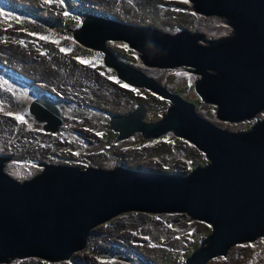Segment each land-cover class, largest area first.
<instances>
[{
    "label": "rangeland",
    "instance_id": "374dc122",
    "mask_svg": "<svg viewBox=\"0 0 264 264\" xmlns=\"http://www.w3.org/2000/svg\"><path fill=\"white\" fill-rule=\"evenodd\" d=\"M194 5L193 0H64L62 5L48 4L45 0H0V103L4 108L0 111V149L11 157L5 171L20 182L42 172L35 158L44 143L43 136L30 139L27 133L18 135L23 125L13 126L14 118L5 115L9 111L20 113L24 103L36 96L59 102L75 119L68 120L59 139L45 143L46 152L41 155L46 156V162H60L82 170L131 168L181 176L207 167L208 157L185 137L164 135L146 139L134 133L118 140V131L110 128L111 117H125L143 107L146 110L143 122H155L168 113L171 101L119 78L106 65L105 54L77 42L73 31L81 27L88 15H94L150 26L170 35L181 32L202 35L196 43L204 46H210L207 41L230 34L225 18L196 12ZM65 11L70 15H64ZM41 36L50 38L45 40ZM21 40L23 44L19 43ZM125 44L127 48L121 47ZM106 45L120 61L156 80L167 93L193 104L198 115L214 126L231 132L245 129L246 121L220 119L218 106L198 94L195 85L203 76L188 72L197 68L148 66L139 51L127 42L108 40ZM62 48L70 51H61ZM77 58L91 63H81ZM9 87L12 91H8ZM31 132L32 136L37 134L34 129ZM211 233L210 223L186 212L128 211L97 226L87 247L78 254L84 262L93 264H128L125 257L141 264H184L186 257L201 247ZM10 264L76 263L31 257ZM208 264H264V234L234 244L227 255Z\"/></svg>",
    "mask_w": 264,
    "mask_h": 264
},
{
    "label": "water",
    "instance_id": "95a60500",
    "mask_svg": "<svg viewBox=\"0 0 264 264\" xmlns=\"http://www.w3.org/2000/svg\"><path fill=\"white\" fill-rule=\"evenodd\" d=\"M202 5L206 13L195 11L206 15L234 12L255 25L264 51V0H204ZM73 31L77 42L105 54L106 65L119 78L172 103L168 113L155 122H143V107L125 117H111L110 128L118 131V140L134 133L157 138L172 131L197 145L210 162L188 177L131 168L82 170L43 164L40 174L20 182L5 171L6 156L0 154V264L31 257L52 262L74 260L87 247L97 226L128 211L186 212L210 223L211 235L185 264H208L227 255L234 244L263 235L264 139L249 141L214 126L198 115L193 104L170 95L156 80L120 61L106 42H127L148 66L195 67L197 71L188 72L201 74L204 81L209 80V73L203 71L224 72L239 85V91L236 87L232 90L236 100L224 108L225 117L244 118L264 107V71H255L250 64L248 69L235 64L231 51H223L222 40L199 45L187 32L170 35L150 26L94 15H88ZM198 36L197 40L204 37ZM200 82L195 89L201 96ZM31 112L47 122L46 130L53 133L62 124V111L54 102L44 100L40 107L34 104Z\"/></svg>",
    "mask_w": 264,
    "mask_h": 264
},
{
    "label": "flooded vegetation",
    "instance_id": "af4514ba",
    "mask_svg": "<svg viewBox=\"0 0 264 264\" xmlns=\"http://www.w3.org/2000/svg\"><path fill=\"white\" fill-rule=\"evenodd\" d=\"M216 15L225 18L228 23V26L230 27V34L220 39L222 40V43L220 45L224 46L223 51H227V52L231 51L232 53L231 58L233 59V62H235V64H239L241 68L248 69L249 68L248 64H250L253 70L264 71V51L260 46L261 44L259 45L258 43L259 37L256 33V26L251 23L245 22L239 15H237L234 12L224 11V12H218L216 13ZM187 36L190 40L194 42H196L197 38L200 37L198 35L195 36L189 33L187 34ZM251 41H254V43H252ZM199 45L201 44L199 43ZM203 72L206 74L209 73L208 74L209 80L207 81L202 80L203 84L200 83L199 93L201 94L202 99L218 106V116L220 118L232 122H243V121L247 122V125L244 126L245 129H241L236 132H231V131L229 132L239 135L242 138L249 141H260L264 139V107H260L257 111L253 113V115L244 118H237L236 115L225 117L224 108L227 104L236 100V97L234 96L235 93L232 92V90L234 87H236L235 90L239 91V85L235 84L231 80V78L227 76L224 72L222 73L207 72V71H203ZM206 84L210 85V87L209 86L205 87ZM44 100L58 104L59 110L62 111L61 113L62 124L59 126L58 131L55 133L46 130L45 127H48L47 126L48 123L42 120H38L36 116L31 112V107L34 104L40 107V103ZM21 108L23 110H21L20 113H23L25 115V118L28 121V123L23 124L17 121L16 119L13 120V126L16 125L20 126L21 124L23 125L18 130V135L19 134L23 135L27 133L30 139L35 138L37 135L43 136L44 143L39 149L38 158H35L36 161L40 162L39 164H41L39 165L40 172L44 170V166L42 167L43 164L50 163L53 165H63V163L60 162L59 163L46 162V156L41 154H45L46 152V149L43 147L45 143L48 140H51L53 142L54 140L59 139L60 136L58 135L63 134V131L66 129L65 126L67 125L68 120L74 119L73 115L70 113V110L68 112L59 102L50 100L48 98H43L40 96H36L28 99V101L24 103V106H22ZM29 124L31 125V127L28 126ZM27 127H29V130H27ZM32 129H34V132L37 133L34 136L31 135ZM137 134H141V133H137ZM0 153L3 154L2 152ZM10 159H11L10 156L9 157L6 156V161L4 162V169L9 164L8 161H10ZM78 253L76 254L74 260H71L72 262L74 261V263L76 264H93L88 261L84 262L82 257ZM124 261H126V263L128 264H141L140 262L135 261L132 257H125ZM94 264H96V262H94Z\"/></svg>",
    "mask_w": 264,
    "mask_h": 264
},
{
    "label": "snow or ice",
    "instance_id": "6c2138e0",
    "mask_svg": "<svg viewBox=\"0 0 264 264\" xmlns=\"http://www.w3.org/2000/svg\"><path fill=\"white\" fill-rule=\"evenodd\" d=\"M184 2H188V0H184ZM45 3H48V4H51V3H58V4H64V0H45ZM64 15H66V16H68V15H70L67 11H65L64 12ZM195 15V14H194ZM74 18H76V19H79L78 17H74ZM19 22H22V21H19ZM9 26H11V25H9ZM225 27H227V25H225ZM32 35H36L35 33H32ZM41 39H45V40H47V39H49L50 37H48V36H41L40 37ZM53 42L54 43H59V41L58 40H53ZM19 43H21V44H23L24 43V41L23 40H21V41H19ZM121 47H124V48H127L128 47V45H121ZM61 51H70V49H64V48H62L61 49ZM46 54V53H45ZM77 59H80V62L81 63H91V61H85V60H83V59H81V58H77ZM93 67H95V65L93 64L92 65ZM181 75H189V74H187V73H181ZM110 79H112V77H109ZM119 82V81H118ZM4 83L5 84H7V82L6 81H4ZM124 87H129V85H127V84H124L123 85ZM8 91H12V88L11 87H9L8 88ZM4 110V108H3V104L2 103H0V111H3ZM213 111H215L214 109H213ZM5 115H8V116H11V117H14V119H16L17 121H19L20 123H23V124H27L28 123V121L26 120V118H25V115L23 114V113H14V112H5ZM29 127H31V125L29 124L28 125ZM14 163H16V162H14ZM189 163H191V162H189ZM157 219H160L159 217H157ZM169 227H171V225H169ZM209 227H210V225H209ZM153 247H155V246H157V245H152ZM254 246V245H253Z\"/></svg>",
    "mask_w": 264,
    "mask_h": 264
},
{
    "label": "trees",
    "instance_id": "16d2710c",
    "mask_svg": "<svg viewBox=\"0 0 264 264\" xmlns=\"http://www.w3.org/2000/svg\"><path fill=\"white\" fill-rule=\"evenodd\" d=\"M204 0H195V5H196V7H197V9L198 10H200V11H202L203 13H205L204 12V6L202 5V2H203ZM204 80V79H203ZM201 84H203V81L201 80V82H200ZM210 84V83H209ZM207 86H209L210 87V85H205V87H207ZM193 174V173H192ZM189 176H191L190 174H189ZM199 176V175H198ZM184 177H188V175H186V176H184ZM196 251V250H195ZM186 258H188V256L186 257ZM186 261V260H185ZM185 261H184V264H185Z\"/></svg>",
    "mask_w": 264,
    "mask_h": 264
},
{
    "label": "clouds",
    "instance_id": "9594fccd",
    "mask_svg": "<svg viewBox=\"0 0 264 264\" xmlns=\"http://www.w3.org/2000/svg\"><path fill=\"white\" fill-rule=\"evenodd\" d=\"M175 135H176V134H175ZM0 152L4 153V154H1V153H0L1 155L8 156V157H9V155L6 154V151L4 152L3 150L0 149ZM40 259H41V258H40ZM43 260H44V259H43ZM69 261H71V260H69Z\"/></svg>",
    "mask_w": 264,
    "mask_h": 264
},
{
    "label": "bare ground",
    "instance_id": "6f19581e",
    "mask_svg": "<svg viewBox=\"0 0 264 264\" xmlns=\"http://www.w3.org/2000/svg\"><path fill=\"white\" fill-rule=\"evenodd\" d=\"M171 135H175V133L172 132V131H170L169 134H168V136H171Z\"/></svg>",
    "mask_w": 264,
    "mask_h": 264
}]
</instances>
